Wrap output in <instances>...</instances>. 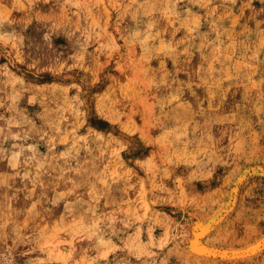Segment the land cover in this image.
Here are the masks:
<instances>
[{
    "label": "rangeland",
    "instance_id": "obj_1",
    "mask_svg": "<svg viewBox=\"0 0 264 264\" xmlns=\"http://www.w3.org/2000/svg\"><path fill=\"white\" fill-rule=\"evenodd\" d=\"M263 245L264 0H0V264Z\"/></svg>",
    "mask_w": 264,
    "mask_h": 264
},
{
    "label": "bare ground",
    "instance_id": "obj_2",
    "mask_svg": "<svg viewBox=\"0 0 264 264\" xmlns=\"http://www.w3.org/2000/svg\"><path fill=\"white\" fill-rule=\"evenodd\" d=\"M239 181V180H238ZM235 190H236V188H233L232 189V191H231V193H230V195H229V198H231L232 197V194H233V192H235ZM229 198H228V200H229ZM228 204V203H227ZM225 214V213H224ZM219 220H220V218H219ZM202 222V221H201ZM206 222V221H205ZM205 222H202L201 224H205ZM207 224H206V226L209 228V226H211V225H214L215 224V220L214 219H212V220H210V221H208V222H206ZM205 226V227H206ZM206 227V228H207ZM205 231V230H204ZM197 238V237H196ZM258 242V241H257ZM256 243V242H255ZM191 245H189L190 246V248H191V250H193V251H196L197 253H206V252H209V248L207 247V246H204V245H202L200 242H198V241H193L192 243H190ZM252 246H253V244H252ZM264 246V245H263ZM55 247V246H54ZM257 248V247H256ZM54 251V250H53ZM56 251L59 253L60 251H61V248L59 247V245L57 244L56 245ZM56 252V253H57ZM255 252V251H254ZM206 254H208V253H206ZM196 255V254H195ZM198 255H200V254H198Z\"/></svg>",
    "mask_w": 264,
    "mask_h": 264
}]
</instances>
